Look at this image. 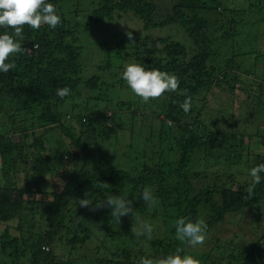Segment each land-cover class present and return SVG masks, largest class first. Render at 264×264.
<instances>
[{"label": "trees", "instance_id": "16d2710c", "mask_svg": "<svg viewBox=\"0 0 264 264\" xmlns=\"http://www.w3.org/2000/svg\"><path fill=\"white\" fill-rule=\"evenodd\" d=\"M59 1L48 0L55 7ZM259 1L264 3V0ZM257 5L262 23L264 5L251 3V6ZM224 6V0H174L170 7L159 6L155 0H102L91 13L90 18L95 25L128 12L142 20L145 29L177 24L190 40L188 45L170 36L147 35L138 38L137 46L126 52L127 57H134L145 69L175 74L180 80L176 92H166L155 99L158 111L153 114L161 120L159 135L166 137L169 132H174L169 136L174 138L172 149L176 160L170 164L160 156L156 162L153 154L158 150L149 152L144 147L135 150L139 162L131 170L117 167L96 145L98 129L89 113L75 112L80 104L76 99H81L83 90L95 91L103 84L107 85L99 74L88 79L82 74L83 48L79 44L78 23L74 24L59 7L61 23L54 29L47 25L39 30L24 26L21 43L28 51L10 57L7 62L15 63L16 67L7 73L0 72V101L8 103L5 121L0 124V174L3 178V181L0 178V224L6 226L0 235V264L79 263L83 258L64 259L53 249L46 251L43 247L59 241L73 250L77 249L93 236V223L108 234L125 236L121 223L126 216L118 225L110 216L109 207L92 211L80 207L78 200L85 198L86 193L87 198L94 201L95 208V202L99 203L110 195H119L130 200L136 212L143 213L147 207L142 200L145 187H151L159 200V208L177 211L174 218L201 219L200 209L204 207L209 216L207 229L225 221L230 214L261 210L260 227L263 230L250 248L240 255H208V258L211 259L210 264H264V179L256 185L255 196L248 199L246 189L252 178L243 183L236 182L234 173H221L219 169L222 154L230 165H239L240 160L243 162V151L247 148V153L251 152L248 145L253 135L218 128L220 123L216 121L210 125L204 119L202 110L197 111L194 106V100L201 92L215 90L232 96L246 93L250 97L251 93H255L258 98L256 103L264 106V77L257 78L255 69L244 66L253 56L254 61L264 57L260 46L264 41V31H247L245 49L239 51L237 47L231 56L224 55L219 61L222 51L215 47L216 41L232 39L237 25H243L235 14L242 15L246 11ZM221 9L228 11L232 17L220 23L222 35L213 38L210 30L213 23L205 14H221ZM244 27L247 30V25ZM5 31L10 29L0 28V34ZM158 44L163 47L158 48ZM112 65L111 61H107L97 68L104 71ZM113 73L119 83L124 81L120 76L123 71ZM65 86L71 90L70 95L61 99L56 95V89ZM184 90L192 101L187 113L180 108L186 98L181 94ZM91 98L99 100L102 96ZM68 103H71L72 112L63 114L62 107L68 106ZM135 105V102H121L119 108H128L133 115H146L145 110L141 113L133 110ZM108 112H105L106 120ZM254 112L264 111L257 108ZM69 115L73 121L64 119ZM74 120L81 127L79 135ZM168 121L172 122L171 126ZM34 123L39 128H45L44 131H31L30 125L34 126ZM117 124V128L123 125ZM108 128L103 127L102 131L107 133ZM51 132L55 138L53 146L49 139ZM92 153H99L97 166L86 167L84 160H92ZM253 159V167L264 163V153H257ZM194 168L196 170L192 172ZM59 172H63L68 179L60 189L50 190L49 181L54 180ZM98 182H107L111 186L103 189ZM126 189L130 191L124 195ZM157 213L158 207L153 210L154 215ZM36 215L40 217L37 221L34 219ZM78 217L83 219L77 223ZM39 220L48 225L37 224ZM125 245L111 256L98 257L89 264H96V261L99 264H139ZM150 245L157 256L161 254L163 258L174 253L177 247L184 249L182 255L186 251V242L181 244L175 238V228L169 237L155 238Z\"/></svg>", "mask_w": 264, "mask_h": 264}, {"label": "rangeland", "instance_id": "374dc122", "mask_svg": "<svg viewBox=\"0 0 264 264\" xmlns=\"http://www.w3.org/2000/svg\"><path fill=\"white\" fill-rule=\"evenodd\" d=\"M102 0H60L56 4L57 14L60 12L58 8L61 7L62 12L66 13L73 20V23L79 25V44L83 48L82 66L83 76L88 79L89 77L99 74L107 82L100 87V89L91 91L90 89L83 90V96L81 99H76L80 104L75 108V112L85 113L87 111L92 119L93 125L96 127L98 136L96 138L97 146L103 151L105 156L112 160V162L119 168L131 170L134 164L139 162L136 159V149H143L144 147L149 151H156L153 156L156 162L159 161L160 156L163 159L172 164L176 160V153L172 149L174 138L170 137L174 132H169L166 137L159 135L161 131V120L153 114L158 109L155 107V99H150L149 102H142L131 88L127 85L126 81L122 83L118 82V77L113 73L114 71H124L125 67L130 64H138L132 56H126V52H130L139 43L138 38L144 36L154 37H166L170 36L173 39L182 40L185 43L190 44L189 38L186 37L184 29L180 25H168L165 27L155 29H145L142 20L138 19L133 13H123L121 17H117L114 20H104L101 25H95L91 21L90 15L95 8H97ZM174 0H155V2L162 7L172 6ZM251 3L264 5L259 0H224V7H234V9L246 10L244 14L237 15L239 20L243 21V25L236 28V35L230 40L216 41L215 47L222 51L221 56L218 57L219 61H222L224 55L231 56L232 51L238 47L239 51L244 50L246 47V35L247 31H257L262 29L264 31V22H260V15L258 14L259 5L251 6ZM253 9H250V8ZM221 14H205L212 20L210 27L211 33L213 32V38L215 35L221 36L222 32L219 30L220 23L229 21L232 15L221 9ZM218 19V20H215ZM253 22V23H252ZM244 25H247V30ZM260 27V28H259ZM249 28V29H248ZM126 31H133L136 43L128 45ZM215 33V34H214ZM264 40V39H263ZM252 45V44H251ZM249 45V46H251ZM260 46L264 51V41H261ZM158 48H162V44H158ZM121 48V50H120ZM118 49V50H117ZM120 51V53H118ZM135 51V50H134ZM117 52V53H116ZM228 52V53H227ZM123 54V55H122ZM124 57V59H122ZM227 57V56H226ZM225 57V58H226ZM255 56L249 58L245 63L248 68L251 67L257 71L255 75L257 78L262 79L264 77V57H260L257 61H254ZM111 61L112 67L106 68L104 71H99L98 65H102ZM122 76V73H120ZM257 83V81H256ZM257 86V85H256ZM238 93V92H237ZM102 96V99L92 100L90 97ZM86 99H89L88 101ZM258 98L255 93H251L248 97L246 93H238L232 96L231 94H225L219 90L215 92H201L194 100V106L196 110H202L204 119L207 122L213 124L217 122L220 126L218 128L226 131L245 132L253 135V140L248 145L251 148V152L247 153V148L243 151V162L239 165H230L225 155L221 158L220 165L221 173H234L236 182H246L251 179L249 175L250 169L253 167L254 157L256 154L264 153V112L253 113L255 109H262L264 111L263 104L258 105L256 102ZM235 101V102H234ZM121 102H135L133 110H137L140 113L145 110L146 115H133V113L125 108L120 109ZM63 108V114L72 112L71 103ZM8 109L7 101H0V124L5 121L6 110ZM109 111L111 116H108L106 120L105 112ZM234 114V115H233ZM71 115V114H70ZM67 116L64 118L66 121L72 120ZM72 117V116H71ZM164 117V116H160ZM68 119V120H67ZM217 119V120H216ZM73 121V120H72ZM71 121V122H72ZM74 126L76 133L80 134V125L74 120ZM111 122L110 124L108 122ZM117 123H123L122 127L117 128ZM30 125V124H28ZM121 125V124H120ZM107 133L103 132V127H108ZM31 131L43 132L45 128H39L37 125L31 126ZM167 129V127L165 128ZM55 133V132H54ZM50 145L53 146L55 138L52 132L49 134ZM93 140V144L95 143ZM95 145V144H94ZM151 148V149H150ZM244 148V147H243ZM126 152V154H124ZM98 154L92 153V160L86 158L84 164L86 167H96L98 162ZM245 162V163H244ZM171 169V166H168ZM218 169V168H216ZM196 168L193 169L194 172ZM64 172V171H63ZM63 172H59V175L50 180L49 189H60L63 184L66 183L68 176H65ZM1 181L3 178L1 177ZM176 178V177H175ZM129 189H126L124 195L129 193ZM158 213L153 214V210L157 209ZM258 209L247 210L239 214H230L225 221L213 225L207 229V238L203 245H198L195 248L189 246L186 243L185 254L192 255L194 258L200 260L201 264H210L211 259L208 255L226 257L232 254L240 255L242 252L250 248L255 240L260 236L259 234L263 230L260 223L263 215ZM264 212V211H263ZM177 211L169 209L164 211L159 205L152 207L147 206L143 213L136 212L135 217L126 216L123 219L121 226L126 232L125 236L117 237L114 234H108L103 229L97 231V225H91L93 236L91 239L77 249H71L63 242H55V245H45L43 248L46 251H53L67 259L68 257L79 260L77 264H89L94 262L98 257L111 256L113 252L122 248L125 243L131 256L140 261L142 257L150 259H160L163 255L156 254L153 247L150 245V241L155 238L169 237L175 228V221L179 218H174ZM182 217V216H181ZM205 222L209 219L208 213L204 207L200 209V216ZM39 215H36L34 219L37 221ZM193 220V218H191ZM43 220H39L42 226L48 225L43 223ZM167 221H169L167 223ZM141 222L151 224L153 226V233L151 236L136 237L131 232L132 227H138ZM90 227V226H89ZM6 226L0 224V235L3 234ZM12 231L14 228H11ZM127 236V237H126ZM49 248V249H47ZM1 255V254H0ZM1 258V256H0ZM245 260V257L243 258ZM242 260V261H243ZM96 264H99L96 261Z\"/></svg>", "mask_w": 264, "mask_h": 264}, {"label": "clouds", "instance_id": "9594fccd", "mask_svg": "<svg viewBox=\"0 0 264 264\" xmlns=\"http://www.w3.org/2000/svg\"><path fill=\"white\" fill-rule=\"evenodd\" d=\"M61 23L60 15L57 14L56 7L49 3L48 0H0V28L10 29L0 34V72L7 73L9 70L16 67L15 63L7 62L10 57L17 54H22L28 51L22 47L21 41L24 39V26H28L33 30H39L42 26L47 25L50 28H55ZM128 45L135 44L136 38L133 31H126ZM36 47V45H33ZM122 79L127 82L131 90L141 98L142 102L147 103L150 99H157L163 96L166 92H176L180 85V80L175 74H170L159 69H145L139 64H128L123 73ZM68 87H58L56 95L63 99L70 95ZM185 95V100L180 104V108L185 113L191 109V96L187 94V90L181 93ZM111 116V113H108ZM111 123L110 121L108 122ZM171 126V121L167 122ZM264 163L252 167L249 175L252 178L251 183L246 189L247 198L252 199L255 196L256 185L264 179ZM98 186L103 189H108L111 185L107 182H98ZM49 190V189H48ZM27 197V194H25ZM143 202L151 209L158 205L159 200L153 194L151 187H145L142 192ZM93 200L85 198L78 200L80 207L95 211L96 209L109 207L111 209L110 216L116 224L121 223V218L125 216L135 217L136 211L133 208V203L125 199L123 196L110 195L99 203L95 202L93 208ZM82 217L77 218V223ZM207 224L202 219L195 221L186 217H180L175 221V238L181 244L185 242L195 248L198 245H203L207 238ZM99 230V227L96 229ZM153 226L148 223L141 222L138 227H132L131 232L136 237L153 233ZM184 252L182 247H177L174 253L168 254L164 258L150 259L142 257L139 264H201L200 260L192 255L181 253Z\"/></svg>", "mask_w": 264, "mask_h": 264}, {"label": "built area", "instance_id": "2783aa9c", "mask_svg": "<svg viewBox=\"0 0 264 264\" xmlns=\"http://www.w3.org/2000/svg\"><path fill=\"white\" fill-rule=\"evenodd\" d=\"M47 249H49V248H47Z\"/></svg>", "mask_w": 264, "mask_h": 264}]
</instances>
